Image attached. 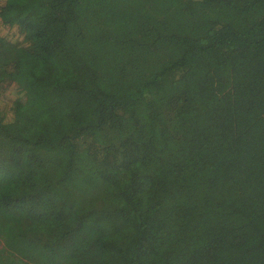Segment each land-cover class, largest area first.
<instances>
[{"label": "trees", "instance_id": "1", "mask_svg": "<svg viewBox=\"0 0 264 264\" xmlns=\"http://www.w3.org/2000/svg\"><path fill=\"white\" fill-rule=\"evenodd\" d=\"M0 264H264V0H0Z\"/></svg>", "mask_w": 264, "mask_h": 264}]
</instances>
